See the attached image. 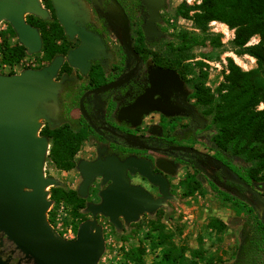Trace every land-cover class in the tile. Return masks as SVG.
<instances>
[{
  "label": "rangeland",
  "instance_id": "rangeland-1",
  "mask_svg": "<svg viewBox=\"0 0 264 264\" xmlns=\"http://www.w3.org/2000/svg\"><path fill=\"white\" fill-rule=\"evenodd\" d=\"M180 6L195 10L185 12L181 9L179 12ZM201 6L202 0H163L157 21L162 26V33L168 36L164 39L169 49L175 51L184 42L192 55L191 59L180 63L174 62L181 67L185 79L183 94L186 98L184 106L186 129L194 138L193 147L184 148L191 152L195 151L197 156L202 157L193 166L181 165L177 169L172 178L174 181L172 190L167 192V196L159 194V200H156L158 207L153 212L142 213L133 222L121 217L120 226L114 225L102 214L95 216V222L101 228L104 240L103 252L97 264H138L139 259L144 264H166L163 261L164 254L168 252L169 247L177 248L184 257L185 264H231L243 237L250 232V222L245 213L221 193L237 197L264 218V180L258 178L245 190H238L228 184L227 181L230 179V171L226 166L228 161L217 156L212 148L215 130L210 119L202 116L195 92V84L202 83L214 93L229 74V59L243 71L255 69L256 60L247 55L238 57L234 54L235 29L228 25L211 21L206 31L195 28L192 16L202 10ZM45 24L47 25L46 22ZM9 28L8 22H0V41L6 38L8 44L12 46L19 40L17 36L10 34ZM258 41L259 38L254 36L246 46L256 44ZM1 58L0 53V73H3V70H11L12 74L21 73L47 62L42 48L35 54H29L26 49L20 61L12 65L3 64ZM261 108L262 104L258 106V109ZM150 126L131 124L134 135L126 138L145 146L143 138L154 134L151 130L155 125ZM153 131L158 133L156 130ZM81 139L73 169L58 170L50 162L47 157L50 144L44 159L45 177L57 181L55 186L46 188L47 198L51 201L48 208L50 211L47 210L48 221H52L53 215L62 206L61 211L72 219L74 235L82 222L93 219L87 207L101 202L100 192L106 187V184L97 178L89 186L86 196L79 195L82 177L77 169L78 164L88 158H97L105 147L104 143L99 147L97 144L94 146L92 143L88 144L86 133L81 134ZM230 162L234 166L243 165L239 158H234ZM52 188L65 192L75 191L82 199L83 208L76 217L72 215V208L65 201L54 202L50 199Z\"/></svg>",
  "mask_w": 264,
  "mask_h": 264
},
{
  "label": "water",
  "instance_id": "water-1",
  "mask_svg": "<svg viewBox=\"0 0 264 264\" xmlns=\"http://www.w3.org/2000/svg\"><path fill=\"white\" fill-rule=\"evenodd\" d=\"M110 1L121 17L125 52L138 59L131 45L125 12L116 0ZM141 1L147 10L142 31L145 38L151 40L159 34L156 21L163 0ZM52 3L66 33L69 36L78 34L82 41L76 50L68 54L67 59L71 66L85 73L89 67L87 60L95 57L94 53L100 50V45L90 33L74 26L69 18L70 0H52ZM28 13L43 19L48 16L38 0H0V22L7 21L19 43L29 54H35L40 51L42 42L37 29L25 22L24 16ZM61 62V57H57L41 69H28L11 76L0 75V229L35 264H97L104 248L102 230L95 222L97 214L108 217L111 223L120 226L121 217L133 222L140 214L153 212L158 207V201L151 194L130 184L127 172L139 173L158 185L163 196L168 195L167 184L160 176L153 174L150 163L143 159L128 158L121 162L112 155L95 161L83 160L77 167L82 177L78 189L80 196H86L89 186L97 177H102L103 184H109L100 192L101 202L88 205L87 210L92 213L93 219L80 224L74 240H65L52 230L46 219L51 205L46 188L55 186L57 181L44 175V159L49 142L39 132L42 121H50L44 115L43 105L56 99V88L60 85L54 78ZM132 74H125L98 92L124 84ZM150 79L155 85L177 82L176 77L168 72H161L155 79L150 75ZM153 94L151 90L146 91L131 105L121 108L119 119L137 125L140 117L152 110L168 115L167 110L152 101ZM124 140L131 146L146 147L125 137Z\"/></svg>",
  "mask_w": 264,
  "mask_h": 264
},
{
  "label": "flooded vegetation",
  "instance_id": "flooded-vegetation-1",
  "mask_svg": "<svg viewBox=\"0 0 264 264\" xmlns=\"http://www.w3.org/2000/svg\"><path fill=\"white\" fill-rule=\"evenodd\" d=\"M38 1L48 16L43 19L28 13L24 16L25 22L36 28L38 32L40 26L46 22L52 30L53 56L49 63L57 57L62 59L54 78L61 88L58 94L60 116L58 121H52L51 127L66 125L79 133L88 132L86 133L88 144L92 143L93 146L97 144L98 147L105 144L103 152L97 158H88L85 161L105 159L113 155L121 162L128 158L149 162L153 174L165 180L169 193L174 185L172 178L177 169L181 165H195L202 156H197L188 150L193 147L194 138L186 129L184 109L186 98L183 94L185 79L181 67L169 56V46L164 39L168 36L162 33V26L156 21L159 34L147 40L142 31L147 18V10L142 1L116 0L128 20L131 45L138 56V59H135L133 56H128L125 49L122 51L124 47L121 38V17L110 0H70L69 18L72 23L90 33L100 45V50L94 53L95 57L87 60L89 63L87 71L82 73L79 68L71 66L67 59L68 54L81 45L80 37L78 34L69 36L66 33L57 17L52 0ZM137 18L141 21L144 39L135 26ZM2 72L0 75L20 74H12L11 70ZM130 72L133 74L124 84L98 92ZM161 72L172 73L176 77V84H153L150 75L155 79ZM150 90L154 93L152 101L158 107L167 110L168 115L162 111L152 110L141 116L138 124L155 125L152 129L158 133L143 138L145 148L131 146L126 143L124 137L132 136L134 133L130 127L133 123L119 119L118 112ZM145 120L147 122L144 123ZM184 147L188 148L182 150ZM127 177L130 184L143 188L154 200H159L161 193L158 185L152 184L139 173L127 172ZM97 178L102 180V177ZM108 184L106 183V186ZM67 223H72L71 217ZM0 264L35 263L0 229Z\"/></svg>",
  "mask_w": 264,
  "mask_h": 264
},
{
  "label": "trees",
  "instance_id": "trees-1",
  "mask_svg": "<svg viewBox=\"0 0 264 264\" xmlns=\"http://www.w3.org/2000/svg\"><path fill=\"white\" fill-rule=\"evenodd\" d=\"M201 8L199 13H194L192 16L194 27L206 31L209 22L219 21L235 29L234 54L238 57L244 55L252 57L257 64L255 69L243 71L229 59V74L214 93H211L202 83L195 84L197 104L202 109V116L210 119L215 130L212 148L217 156L228 161L226 166L230 171V179L227 182L238 190H245L258 178L264 180V0H202ZM181 9L185 12L195 10V8L180 6L179 12ZM136 22L135 26L139 35L143 37L140 19L137 18ZM9 26L10 34L17 36L10 24ZM38 30L42 41V51L47 60L46 63H49L53 56L52 30L48 24H42ZM254 36H257L259 41L246 46ZM168 51L170 58L177 63L192 57L184 42L177 50L169 49ZM25 52L26 49L19 42L10 46L6 38L0 41L3 64L12 65L20 61ZM45 64L33 69L43 68ZM260 104L262 108L258 109ZM39 134L47 138L50 144L47 156L50 162L58 170L73 169L82 133L66 125L52 128L44 124ZM234 158H239L243 165L231 164L230 161ZM221 194L243 211L250 222V232L243 237L231 264H264L263 216L237 197L227 193ZM50 199L54 202L65 201L71 206L74 217L83 208V201L75 191L65 192L52 188ZM168 249V252L164 254V263L185 264L184 257L176 247ZM138 264L144 263L139 259Z\"/></svg>",
  "mask_w": 264,
  "mask_h": 264
},
{
  "label": "built area",
  "instance_id": "built-area-1",
  "mask_svg": "<svg viewBox=\"0 0 264 264\" xmlns=\"http://www.w3.org/2000/svg\"><path fill=\"white\" fill-rule=\"evenodd\" d=\"M214 23V22H213ZM63 207L61 206L60 209L57 211L55 215L52 217V221H48V214L46 215V219L52 230L61 238L65 240H73L75 239L76 235L72 233V225L71 223H67L69 219L67 214L62 212L61 210ZM50 211V210H48ZM67 217V218H65Z\"/></svg>",
  "mask_w": 264,
  "mask_h": 264
},
{
  "label": "crops",
  "instance_id": "crops-1",
  "mask_svg": "<svg viewBox=\"0 0 264 264\" xmlns=\"http://www.w3.org/2000/svg\"><path fill=\"white\" fill-rule=\"evenodd\" d=\"M60 86H57L56 88V99H52V100H49L47 104H44L43 105V112H44V115L48 118H50L49 120L50 121H44L43 124H48L50 127H51V123L52 121H58V117L60 116V113H59V101H58V94H59V91H60Z\"/></svg>",
  "mask_w": 264,
  "mask_h": 264
}]
</instances>
